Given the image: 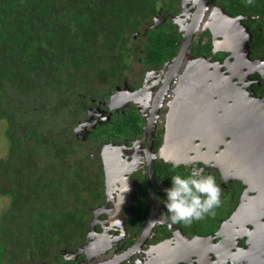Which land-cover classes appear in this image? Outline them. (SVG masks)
Listing matches in <instances>:
<instances>
[{
	"label": "flooded vegetation",
	"instance_id": "obj_1",
	"mask_svg": "<svg viewBox=\"0 0 264 264\" xmlns=\"http://www.w3.org/2000/svg\"><path fill=\"white\" fill-rule=\"evenodd\" d=\"M198 10L205 11L202 18L196 15ZM159 16L154 28L175 32L177 45L171 50V59L158 67L148 66L142 58L136 60L139 65L137 86L144 85L143 80L153 72L161 70L159 78H162L182 46L186 29L200 25L190 42V56L183 63L180 75L194 80L198 86L202 80L205 83L207 80L209 85L216 83L221 89L220 96L229 100V105L236 111L232 114L234 109L228 108L229 116L213 119L212 114L189 100L186 115L175 117L171 93V97L160 104V117L155 124L154 148L157 156L161 157L163 155L159 152L163 148L166 161L158 157L155 160L154 187L150 182L146 155L142 154L141 166L136 165L131 170L129 161L133 157L129 155L146 146L144 130L160 84L158 77L154 76V80L159 82L154 90L131 87L133 90L126 93V98L124 96L110 106L117 113L115 120L124 117L128 126H135L126 133H119L112 124L106 128L110 141L107 137L102 138L92 147L91 133L85 139L86 129L78 132L82 126L92 124L91 117L89 114L82 117L75 133L87 142L86 147L91 152L85 177L90 169L102 181L97 194L94 188L89 196L91 204L86 208L88 213L84 222L77 216L76 222L68 225L74 230L63 231L49 249L42 243L45 240L34 238L36 231L24 229L26 250L22 251L23 256L18 257V264H111L117 260V264H264V178L260 176L255 180V165L242 164L239 158L247 155V160L251 161L257 157L256 165L264 166V106L260 110L262 115L254 114L251 118V108L257 105L254 102L264 104V0H253L251 5L248 0H161ZM147 31L150 33L146 29L144 35L139 32L132 37L133 42L138 41L134 49L140 45L137 49L140 53L148 46L146 43L150 36L146 38ZM180 85L178 77L172 89H179ZM217 100V106L222 107L219 97ZM139 107L141 119L132 114ZM107 114L110 116V112ZM251 120L259 121L260 127L254 128ZM239 123L249 125L248 143H241L232 132L234 125L238 131ZM136 128L142 132H136ZM171 130L178 135L168 134V131L172 133ZM169 135L174 140L172 151L165 146ZM112 145L116 147L114 156L121 152L124 156L116 167L115 173L119 178L110 187L106 184L109 196H103L105 183L102 179H105L106 168L98 152ZM142 155L140 153V157ZM181 155L183 159L175 157ZM174 159L180 163L176 164ZM196 170L215 177L222 189L221 204L214 209V215H206L200 221L173 224L165 206V189L172 187L173 175H187ZM238 170L251 182L244 183L237 175ZM153 192L156 196L152 195ZM20 216L18 222L11 221L14 235L25 226L21 219L26 217ZM151 221L153 228L149 226ZM44 231L52 230L49 227L40 230L42 238ZM32 244L41 245L43 252H48L40 253ZM235 244L242 249L238 251Z\"/></svg>",
	"mask_w": 264,
	"mask_h": 264
},
{
	"label": "trees",
	"instance_id": "obj_2",
	"mask_svg": "<svg viewBox=\"0 0 264 264\" xmlns=\"http://www.w3.org/2000/svg\"><path fill=\"white\" fill-rule=\"evenodd\" d=\"M160 1L0 0V123L10 143L0 159V197L12 201L0 221V240L8 230L4 220L15 216L18 222L20 214L25 226L11 235L20 251L24 229L37 230L38 224L40 230L61 226L66 232L77 216L84 222L89 196L94 188L97 194L102 181L90 169L85 177L89 162L84 156L90 150L75 128L87 114L90 123L102 121L84 134L87 139L91 133L93 147L102 138L110 141L106 128L112 124L119 133L135 127L128 126L127 118L115 120L110 106L118 90H133L124 78L132 70L130 47L134 61L142 58L150 67L173 56L176 33L154 28ZM146 29L150 39L142 56L132 37ZM139 111L132 114L141 119ZM45 237L44 231L41 240ZM2 244L0 262L5 264Z\"/></svg>",
	"mask_w": 264,
	"mask_h": 264
},
{
	"label": "water",
	"instance_id": "obj_3",
	"mask_svg": "<svg viewBox=\"0 0 264 264\" xmlns=\"http://www.w3.org/2000/svg\"><path fill=\"white\" fill-rule=\"evenodd\" d=\"M205 11H200L198 10L196 12V15H200V18H202L203 14ZM201 21V20H200ZM200 27V25H199ZM199 27H191L186 29L184 36H183V43L182 46L178 52V54L176 55V57L172 60L171 63H169V65L167 66V69L163 72V77L159 78V86H158V90H156L155 92V96H154V104L152 105L153 107L150 109L149 111V115L150 117L148 119V124L147 127L144 130V137H147V143L146 146L144 147V149L140 148L139 151H137V149L133 152L130 153L129 157L132 156V161L130 159L129 161V165L131 166L130 170L134 167V166H141V160L143 161V155H146V160H147V166L149 168V176H150V182L152 187H154V181H155V175H156V170H155V160L158 158H161V160H163L166 155L165 152H163L164 154H162L163 148H161L159 154L163 155V157L161 156H157V153L155 151L154 148V138H155V124L157 119L160 117L159 116V108H160V104L168 98V95L170 93L173 94V98L171 99V104L175 106V117L179 115H186L185 110H188V106H187V102L189 100H192L193 102L195 101L196 105L198 106V108L201 109H205L206 112H208L209 114H212L211 118H216V117H224V115L229 116V114H227V109H234V111H232V114L236 111L235 107L232 105H229V100H226L224 98H222L221 95V89L218 87V85L216 83H212L211 85H209L208 81L206 80V83L202 80V84L201 86H198L197 84L193 83L194 80H188L190 79L189 77L186 78L184 77L182 74L180 75V73L183 72L182 67H183V63L185 62V60L190 56L188 55V49H189V45L191 40L193 39V36L195 33H197L199 31ZM244 51V49H242ZM160 71L157 72H153V74L148 77L144 83V85L142 86V89H154V87L159 83L158 81L155 82L153 81L154 76H158L160 74ZM189 76L192 77V74H190ZM179 77V80L181 82V85L179 87V89H172L173 83L175 81V79H177ZM201 79V78H199ZM242 82V80H241ZM235 87L237 86V84L234 85ZM126 93H131V91H123V90H118L117 93L114 95V97L112 98V103H114V100H122L123 96H125L126 98ZM188 93V95H187ZM129 95V94H128ZM129 97V96H128ZM217 97H219V101L222 104V107L217 106L218 100ZM128 100H130V98H128ZM251 101V99H250ZM111 103V106L113 105ZM255 104H257L256 106H253L251 108V118L254 117L255 115H262V113L260 112L261 107L264 106V104L256 101L254 102ZM196 106V107H197ZM140 110V108H138V111ZM141 111V110H140ZM231 114V115H232ZM209 116V115H208ZM233 117V116H230ZM209 118V117H208ZM233 118H237L236 116H234ZM179 119V118H177ZM224 121V120H223ZM102 121H97L95 123H92L91 125L88 124V126L92 129H95L97 124H100ZM252 122V120H251ZM252 126L254 128H258L260 127L259 121H254L251 123ZM88 126H82L81 128L78 129V132L83 131L84 129L87 130ZM232 126V125H231ZM238 131H237V127L236 125H234L233 127V134L239 139V141L242 143L246 142L248 143L249 141L246 140L247 136L250 133V128H248L247 126H249L248 124H242L239 123L238 125ZM171 128V124L168 126V130H170ZM172 133H170L168 131V134L171 135H178L176 133H174L171 130ZM253 134V133H252ZM169 135L166 138V148H171L172 151V146L174 145V140L172 138V136ZM141 143L138 142L139 145ZM138 147V146H137ZM118 149V148H117ZM115 150L116 147L115 145H112L110 148H105L104 150L98 152L99 153V159L103 162V165L105 166L106 170H105V182L107 184V186L110 187L111 183L117 181V179L119 178V174H116V167L118 166V162L122 161V158L124 156V153L121 152L118 155L114 156L115 154ZM243 150V149H241ZM248 150V149H247ZM138 152V153H137ZM140 153L142 155V157H140ZM252 156V155H251ZM246 159H244V158ZM163 158V159H162ZM241 159L242 164L244 163H248L250 164H254L255 167L253 169V172H255L256 178L260 177L264 178V166L263 165H256V161L258 160V158H252L251 161L247 160V155H242L239 157ZM164 161H166L164 159ZM258 162V161H257ZM138 168V167H137ZM238 170L237 175L242 178L241 180L244 181V183H250L248 179H246V176L243 178L242 175L239 173ZM116 174V175H115ZM124 174H122L123 176ZM238 176H236L235 178H239ZM255 180L253 182H255ZM106 184H105V194L106 196L108 195V192L106 191ZM108 188V187H107ZM153 196H156L154 194V192L152 193ZM150 227L153 228L154 223L151 221L149 223ZM117 261H113L111 264H117Z\"/></svg>",
	"mask_w": 264,
	"mask_h": 264
},
{
	"label": "clouds",
	"instance_id": "obj_4",
	"mask_svg": "<svg viewBox=\"0 0 264 264\" xmlns=\"http://www.w3.org/2000/svg\"><path fill=\"white\" fill-rule=\"evenodd\" d=\"M248 3L251 5L253 0H248ZM170 97L171 93L168 95ZM171 180L172 187L165 189V206L173 224H191L204 219L206 215L215 214L214 209L221 204L222 189L213 175H204L196 170L187 175H173Z\"/></svg>",
	"mask_w": 264,
	"mask_h": 264
},
{
	"label": "rangeland",
	"instance_id": "obj_5",
	"mask_svg": "<svg viewBox=\"0 0 264 264\" xmlns=\"http://www.w3.org/2000/svg\"><path fill=\"white\" fill-rule=\"evenodd\" d=\"M129 51H130V55L128 56L130 58L129 59V64L132 67V70L127 75L125 73L124 78H125V81L127 80L126 81L127 82V86L129 85L132 88H134L135 86H137L138 81H139V77H138V74H137L138 69H139V67H138L139 65H138L137 62L134 61L135 58H136V57L134 58V56H135L134 52L135 51L131 47L129 48ZM160 76H161V72H160V74L158 76L156 75L155 77L159 78ZM153 81L157 82V80H154V79H153ZM151 91H152V89H151ZM3 125H4V123L1 122L0 123V159H2L5 156H7V153H8L9 147H10V143H9L8 139L6 138V136H5V131H4L5 127ZM90 153L91 152L86 153V156H84V157L88 158ZM175 157L176 158H180L181 157L180 159H183L182 155L181 156H175ZM174 160H176V159H174ZM174 160H170V161H174ZM175 163L176 164L180 163V160H176ZM94 175H95V173L93 174V172H91V176H94ZM102 180L106 184L105 179L103 178ZM81 184H83V182H81ZM11 203H12V201H11L10 197H5V196L4 197H0V221L4 218L5 214L8 213L9 210L11 209ZM12 220H6V221L4 220L5 224L8 226V230L7 231L3 230L4 232H7V233H3L4 236L0 240L3 243L2 247L4 249L3 248L2 249L4 251H6L5 258H4V259H6L5 264H18L17 258L24 255V253L22 251L25 249V246H22L21 247V251H20V250H18V248L15 245V242H17V238L11 236L12 235V232H11V230H12L11 221ZM34 227H36V229H37V230H34V231H36V232L38 231L37 233L39 234L40 233V226L37 224ZM30 230H33V229H30ZM72 230H74L73 227H71V231ZM61 231H62V227L61 226H56V227H54V230L49 231V232L45 231L46 237L43 239V240H45V243L42 242L43 245L45 247L48 246L47 249H49V247L53 246L57 242V236L62 233ZM23 235L25 237V234H23ZM43 240L40 239L38 241H43ZM235 246L238 249V251L242 249V247L239 246V245L235 244ZM0 264H1V262H0Z\"/></svg>",
	"mask_w": 264,
	"mask_h": 264
}]
</instances>
